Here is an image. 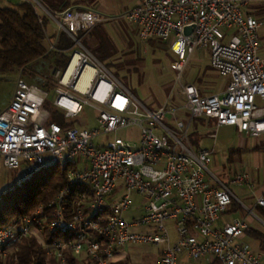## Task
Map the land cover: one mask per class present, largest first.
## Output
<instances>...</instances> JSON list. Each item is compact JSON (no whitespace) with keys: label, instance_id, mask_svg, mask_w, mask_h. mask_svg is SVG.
I'll list each match as a JSON object with an SVG mask.
<instances>
[{"label":"built area","instance_id":"2783aa9c","mask_svg":"<svg viewBox=\"0 0 264 264\" xmlns=\"http://www.w3.org/2000/svg\"><path fill=\"white\" fill-rule=\"evenodd\" d=\"M21 1L37 13L43 11L73 42L66 52V69L56 72L53 104L65 124H46L48 93L19 78L9 106L0 112V170L22 169L20 186L57 167L66 172L68 184L32 215L0 229V261L16 256L23 241L40 234V245L57 264H116L117 253L129 245L161 247L159 264H178L183 252L194 261L264 264V255L238 242L249 230L247 218L222 222L235 201L243 203L211 171L214 149H196L192 143L202 132H211L209 138L216 141L221 128L252 138L264 134V108L256 103L257 98L264 101V22L255 16L264 0H141L121 16L138 28L144 42L173 39L171 68L177 81L166 103L155 110L141 104L82 45L80 35L89 34L106 17L70 9L52 13L39 0ZM188 27L190 35L185 34ZM49 45L57 51L55 44ZM196 52L207 53L211 68L229 78L223 92L202 95L196 86L183 83ZM85 69L93 74L87 89L80 91L77 85ZM174 95L183 101L173 104ZM85 108L97 112V128L70 123ZM167 118L173 129L165 124ZM199 120L215 124L193 128ZM129 127L141 132L138 146L121 140L97 142ZM230 185L251 192L255 210L264 208V184L255 194L249 172L232 175ZM134 195L143 202L139 215L128 220ZM47 234L65 239L49 244Z\"/></svg>","mask_w":264,"mask_h":264},{"label":"rangeland","instance_id":"374dc122","mask_svg":"<svg viewBox=\"0 0 264 264\" xmlns=\"http://www.w3.org/2000/svg\"><path fill=\"white\" fill-rule=\"evenodd\" d=\"M14 1V0H13ZM264 8V7H263ZM255 15L264 22V12ZM130 25V24H129ZM110 40V45L98 51V43L94 38L93 32L87 35H80L82 45L89 50L108 70L124 85L133 96L145 107L155 110L166 103L171 96L173 86L177 81V74L171 68L174 60L170 50L173 39L169 41H147L144 42L139 37V30L136 26L130 25L124 28V32L103 26ZM260 43L262 46L261 54L264 56V26L260 30ZM47 47H50L47 44ZM203 52H196L186 68L183 76L184 84H191L202 91V94L218 93L226 88L229 78L220 76L215 71L204 72L209 65L207 56ZM100 61V60H99ZM207 70V69H206ZM57 69L53 67L52 61H42L36 66L28 67L26 72L10 73L0 76V112L7 108L13 98L19 78H22L27 84H33L39 88L50 83L55 90L49 93L48 101L45 102L44 108L49 112L46 120L52 119L54 112V100L56 98V88L58 86L59 76ZM205 73V74H204ZM93 72L85 69L77 85V89L85 91L91 81ZM201 80V81H200ZM207 88V89H206ZM209 90V92H205ZM214 91V92H213ZM176 92V90H175ZM175 94V93H173ZM175 97V95L173 96ZM257 106L264 108V101L257 98ZM97 112L92 108H85L82 114L70 123L83 129L97 128ZM187 124L188 119H183ZM165 124L173 129V123L170 118L165 120ZM215 121L209 123L203 122L204 126H213ZM211 132L205 136H196L201 145L205 148H213L214 163L211 171L225 184L229 185L233 193L241 199L243 204L234 202L231 207H237L238 212L245 216L254 218V215L260 216L258 210L254 209V198L246 197V194H252L246 188H238L230 185L231 176L235 172H251L256 175H264V134L258 138L247 137L238 134L232 128H221L217 133V140L209 138ZM192 138V139H193ZM121 140L129 143L131 146H138L141 141V132L137 127H129L108 135H103L97 142H114ZM21 170L12 171L8 169L0 170V196L13 187L21 184L23 176ZM257 189V188H256ZM254 193L257 194V190ZM134 205L132 210L126 214V218L131 220L143 202V199L137 195L133 196ZM252 212V213H251ZM233 216H228L230 219ZM259 230L264 232V224L255 221ZM255 227V228H256ZM36 237L40 241V234ZM245 236L241 237L238 242L243 244ZM248 241V239H247ZM161 247L151 245H129L121 249L118 261H124V264H155L154 260L159 254Z\"/></svg>","mask_w":264,"mask_h":264},{"label":"trees","instance_id":"16d2710c","mask_svg":"<svg viewBox=\"0 0 264 264\" xmlns=\"http://www.w3.org/2000/svg\"><path fill=\"white\" fill-rule=\"evenodd\" d=\"M47 7L50 12H56L51 9V6ZM263 12L264 8L257 11L256 15ZM47 20L48 18L44 17L43 25H41L36 10L27 2L16 5L9 2L7 6H0V76L24 73L28 67L36 66L42 61H52L53 67L57 70L66 69L69 61L66 52L72 48L73 42L65 32H60L55 43L57 51L47 47ZM93 34L98 43V51L103 52L104 48L108 49L111 43L103 26H97ZM99 60L102 62L101 59ZM40 88L48 94L55 90L50 83ZM52 115V119L46 120V124L53 122L65 124L63 115L55 107ZM194 143L198 144L196 138ZM67 184L66 172L54 167L36 174L28 182L17 185L2 194L0 196V229L11 226L22 217L32 215L40 205L47 204ZM258 212L264 219V208H259ZM248 236L258 241L261 250L264 251L263 233L250 230ZM61 239H65V236L47 234L45 237L46 243L49 244ZM0 264L57 263L52 257L46 255L39 239L33 236L22 242L16 256H10L0 261Z\"/></svg>","mask_w":264,"mask_h":264},{"label":"crops","instance_id":"0c3cea01","mask_svg":"<svg viewBox=\"0 0 264 264\" xmlns=\"http://www.w3.org/2000/svg\"><path fill=\"white\" fill-rule=\"evenodd\" d=\"M39 1L47 10H48L47 6L49 5V6H51V9L53 11H56V12L64 11V10H67V9H70V10H73V11H79V12H86V11L98 12V13L102 14L104 17H106L108 19L106 22H104V23H102L100 25H102V26L106 25V27L109 26L112 29H115V25H116L119 28V30H121L122 32H124L123 31L124 28H126L127 26L129 27L131 24L128 23L127 21H125L124 19H122L121 16L125 12H127V11L131 10L132 8L136 7L137 5H139L140 2H141V0H39ZM9 2L11 4H13V5H16V4H19V3L23 2V1H21V0H14V1L13 0H11V1L0 0V6H7ZM257 11H259V10H257ZM257 11H256V13H257ZM37 14L40 15L42 18L47 17V16H45L43 11H38ZM100 25H98V26H100ZM93 30L91 32H93ZM60 32H62V31L59 30V27L57 26V24H55L54 22L50 21L49 18H48L47 25H46L47 43L48 44H50V43L55 44ZM202 54H204L203 56H207L208 59H209V55L207 53L203 52ZM206 69L204 71L206 73L208 71H215L210 66V59H209V65L207 66ZM226 87H227V85H226ZM199 91L202 94V91L200 90V88H199ZM223 91H221V92H223ZM205 92H209V90H205ZM221 92H218V93H221ZM218 93L214 92V93L206 94V95H213V94H218ZM202 95H205V94H202ZM182 101H183V99H181V98L174 97L172 99V103L173 104H180ZM203 122L209 123L208 121H205V120H199V121H196L193 124V128L201 129V128L207 127V125L206 126L202 125ZM232 129H234V128H232ZM234 130L238 134H240L236 129H234ZM206 134H207L206 132H202L201 134H196L193 137H196V136L198 137L199 135L200 136H202V135L205 136ZM240 135H246V134H240ZM246 136L250 137L248 135H246ZM194 141H195V138L192 139V143L194 144L196 149L205 148L203 145H201L200 141L197 138H196V141H197L198 144H195ZM205 149H213V148H205ZM213 163H214V161H213ZM242 172H245V171H242ZM236 173H238V172H235V174ZM249 173L251 174L252 179H253V181L255 183V189L257 188L256 189L257 190V195H259L260 191H261V188H262V186L264 184V175H261L260 173H257L256 175L252 174L251 172H249ZM245 196L247 198L248 197L254 198V196L252 194L248 195V194L245 193ZM254 203H255V200H254ZM237 207H234V206L231 207L230 206L228 211L223 216L222 222H229V221H231L234 218H247V221L249 223V230L248 231L256 230V231H259V232L264 234L263 231L259 230L258 226L256 227L255 225H253V224H257L255 221H258L259 223L264 224V219L262 217H260V216H259L260 220H258L256 218L255 219L254 218H250V217L245 216L244 213H242L240 215L238 210H237L239 208H237ZM138 215H139V211H136L135 216H138ZM228 216H233V217L231 218V220L230 219H226V217H228ZM168 226L170 228L173 240L176 241L177 237H176V233H175V231L173 229V224L169 223ZM248 231L244 235L245 236L244 241H243V242H245L244 245L250 247V249L252 251L264 255V251L261 250L260 243L258 241H256V240H254L252 237L248 236ZM247 239H248V241H247ZM160 252H161V249H160L159 254L157 255L156 259L154 260L155 264H159V262H160ZM119 253H120V251L116 255L115 263L116 264H124L125 263L124 261L121 262V261L117 260V258L119 256ZM178 264H219V263L215 262L211 258H204V259H202L200 261H194L193 259H191V257L188 255V253L183 252V253H181L179 255Z\"/></svg>","mask_w":264,"mask_h":264},{"label":"water","instance_id":"95a60500","mask_svg":"<svg viewBox=\"0 0 264 264\" xmlns=\"http://www.w3.org/2000/svg\"><path fill=\"white\" fill-rule=\"evenodd\" d=\"M192 33V28L188 27L185 29V34L190 35Z\"/></svg>","mask_w":264,"mask_h":264}]
</instances>
